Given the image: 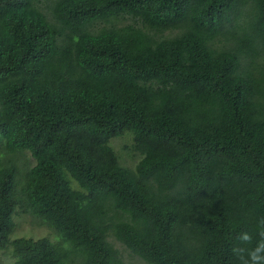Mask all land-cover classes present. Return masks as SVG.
<instances>
[{
	"label": "trees",
	"instance_id": "1",
	"mask_svg": "<svg viewBox=\"0 0 264 264\" xmlns=\"http://www.w3.org/2000/svg\"><path fill=\"white\" fill-rule=\"evenodd\" d=\"M261 233L264 0H0V264H264Z\"/></svg>",
	"mask_w": 264,
	"mask_h": 264
},
{
	"label": "rangeland",
	"instance_id": "2",
	"mask_svg": "<svg viewBox=\"0 0 264 264\" xmlns=\"http://www.w3.org/2000/svg\"><path fill=\"white\" fill-rule=\"evenodd\" d=\"M131 137L130 135H124L122 137L113 139L111 145L115 151L121 156V160L124 164L133 166L137 160V154L133 153L126 146H130ZM16 228L14 229L11 236L13 237H33L38 238L42 236L49 237L52 241H55L57 234L54 233L50 228L44 225H40L33 216L29 214H19L15 217ZM56 234V236H55ZM58 237V236H57ZM113 244L120 250L122 254V260L124 264H147L139 257L132 255L129 251L124 248L122 244L116 240H112ZM1 259L3 264H10L12 257L8 253H2Z\"/></svg>",
	"mask_w": 264,
	"mask_h": 264
},
{
	"label": "clouds",
	"instance_id": "3",
	"mask_svg": "<svg viewBox=\"0 0 264 264\" xmlns=\"http://www.w3.org/2000/svg\"><path fill=\"white\" fill-rule=\"evenodd\" d=\"M262 235H264V233H261ZM240 240L244 241V242H251V236L248 233H244L239 237ZM260 245H264V240H260L257 242V246L255 247V250H251L250 254L252 255V259L254 261H259L264 259V257H260L257 256L255 253L260 251ZM234 252H238V253H242L244 250L243 249H234ZM242 259V256L240 257Z\"/></svg>",
	"mask_w": 264,
	"mask_h": 264
}]
</instances>
